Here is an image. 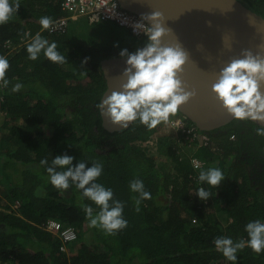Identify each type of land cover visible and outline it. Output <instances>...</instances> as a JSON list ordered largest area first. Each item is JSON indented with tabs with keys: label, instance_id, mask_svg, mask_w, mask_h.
<instances>
[{
	"label": "trees",
	"instance_id": "trees-1",
	"mask_svg": "<svg viewBox=\"0 0 264 264\" xmlns=\"http://www.w3.org/2000/svg\"><path fill=\"white\" fill-rule=\"evenodd\" d=\"M62 1L20 0L17 13L0 24V55L7 53V43L16 46L7 56L9 84L0 87V264H264V251L245 245L232 262L214 245L220 236L247 240L245 225L264 222V136L257 134L256 123L234 119L208 131L217 149L201 144L186 157L175 151L179 135L183 144L188 137L182 131L177 138L174 130L164 133L163 122L149 129L134 121L126 129L109 130L98 107L106 89L101 63L147 41L139 44L141 38L112 19L79 17L70 19L65 31L41 30L42 16L54 21L65 15ZM241 1L264 16V0ZM38 32L57 42L64 63L52 62L43 51L36 60L28 58L27 45ZM16 83L23 87L13 92ZM155 132L160 134L156 153L141 144ZM64 154L74 157L73 165L81 160L86 167L103 164L96 182L112 188L113 198L124 202L125 228L113 235L90 226L83 205H91L93 215L99 206L82 198L83 190L71 180L66 190L49 182L46 167ZM157 155L173 160L174 169ZM45 157L44 166L40 161ZM194 157L206 169L216 162L214 167L224 173L217 187L199 181L190 162ZM54 167L63 171L67 166ZM137 178L151 193L139 211L132 198L138 194L129 187ZM200 184L211 193L206 201L195 194ZM50 217L78 231L77 242L66 251L43 225ZM221 217L228 218L227 225ZM87 228L92 244L85 238Z\"/></svg>",
	"mask_w": 264,
	"mask_h": 264
},
{
	"label": "clouds",
	"instance_id": "clouds-1",
	"mask_svg": "<svg viewBox=\"0 0 264 264\" xmlns=\"http://www.w3.org/2000/svg\"><path fill=\"white\" fill-rule=\"evenodd\" d=\"M19 6L20 0H0V24L8 22L12 14L17 13ZM146 18L154 21V23L151 25L138 23L136 25V27L142 28L147 35L145 46L131 53L126 48L120 52L122 57L127 56V67L123 73L126 82L122 84L120 91L113 90L110 95H107L98 104V107L110 119L112 124L119 125L121 128L127 127L130 122L138 121L151 129L163 122L164 133L172 130L183 132L182 129H176L168 125L170 119L177 117L183 118L188 127L194 124L187 123L189 119L180 112L172 115L192 95V93L184 90L182 81L177 77V73L186 62L187 53L179 45H162L161 38L166 29L159 22L160 12H153ZM39 23L42 26L41 30H44L49 29L53 21L51 17L42 16ZM7 44L5 45L7 53L0 55V87H7L9 84V80L6 78V70L10 67L7 56L16 49L14 45L15 49L10 50ZM42 51L44 56L52 62L64 63L66 61V57L57 49V42L52 41L50 43L38 32L31 43L27 45L28 58L36 60ZM261 82H264V56L246 52L242 58L233 59L221 69L219 76L212 85V90L222 106L235 119H251L264 122V93L260 91ZM22 87L21 83H16L11 90L15 92ZM194 126L196 127L195 124ZM196 129L199 131L200 136L196 139L188 138L189 143L205 145L201 135L207 133L210 141L205 146L210 149L217 146L209 132L202 131L198 127ZM256 132L258 135L264 136V126L258 127ZM159 136L160 134L155 132L145 143L149 144L150 142L152 144L153 139ZM73 159V156L67 154L53 157L51 160L52 166L46 167L49 182L58 190H66L69 188L71 180L76 188L83 190L80 193L82 198L86 197L99 206V211L96 215H93L92 206L83 205L90 226L99 227L106 234L113 235L117 230L125 228L128 221L123 216L124 202L113 198L112 188L96 182V178L103 172V164L94 162L92 166L86 167V163L81 160L73 165ZM195 161L201 162V166L196 167ZM190 162L193 168L196 169L199 175L198 179L201 182L217 187L224 178L222 170L214 167L216 162H211L212 167L207 169L203 160L199 158H191ZM47 163L48 159L46 157L40 161V164L44 166ZM54 166L67 167L63 171H56ZM199 186L195 194L202 201H206L211 193L202 184ZM129 187L133 193L138 194L132 198L135 201L136 210L139 211L141 201L151 198V193L145 190L143 181L138 178L130 181ZM245 230L248 234L247 240L234 242L230 236L215 238L216 250L232 262L237 261V252L245 245L256 253L264 251V222L260 219L249 221L245 225Z\"/></svg>",
	"mask_w": 264,
	"mask_h": 264
},
{
	"label": "water",
	"instance_id": "water-1",
	"mask_svg": "<svg viewBox=\"0 0 264 264\" xmlns=\"http://www.w3.org/2000/svg\"><path fill=\"white\" fill-rule=\"evenodd\" d=\"M120 5L139 16L160 12L159 22L166 29L162 45H179L187 59L177 77L185 91L192 93L178 111L202 131H212L235 118L222 106L212 90L223 67L246 52L264 56V16L241 0H118ZM135 52V51H133ZM131 53V52H130ZM127 56H109L101 63L106 89L101 101L113 90L120 91L126 82L123 75ZM264 93V82L260 84ZM105 126L122 130L112 124L100 109ZM251 120V119H250ZM256 125L264 122L251 120Z\"/></svg>",
	"mask_w": 264,
	"mask_h": 264
},
{
	"label": "built area",
	"instance_id": "built-area-1",
	"mask_svg": "<svg viewBox=\"0 0 264 264\" xmlns=\"http://www.w3.org/2000/svg\"><path fill=\"white\" fill-rule=\"evenodd\" d=\"M61 8L65 12V15L53 21L52 25L49 27L50 31H65L70 19L76 20L79 17H87L90 22L112 19L117 22L120 27L131 29L136 36L142 38L147 37L143 29L136 27V25L138 23L149 25V23L141 16L121 7L118 0H63ZM7 47H9L10 50L15 49V46L10 43L7 44ZM168 126L182 129L188 138L196 139L200 136L199 131L194 125L188 127L186 121L180 117L170 119ZM201 138L203 144H209L210 137L207 133H203ZM194 164L196 167L201 166V162L199 161H195ZM43 224L45 229L54 233L61 239V251H66L67 248L78 239V231L76 228L71 225H65L58 219L49 218Z\"/></svg>",
	"mask_w": 264,
	"mask_h": 264
},
{
	"label": "rangeland",
	"instance_id": "rangeland-1",
	"mask_svg": "<svg viewBox=\"0 0 264 264\" xmlns=\"http://www.w3.org/2000/svg\"><path fill=\"white\" fill-rule=\"evenodd\" d=\"M113 27H115V26H113ZM142 40H138V42H139V44H142V43H144L145 41H147V37H144V38H141ZM40 88H42V89H44L45 87L41 84V86H40ZM3 121H4V118L3 117H1L0 116V125L3 123ZM177 132H174V136L177 138ZM179 139H178V141H179V147H177V150L175 151V154H179V155H181L182 157H186V156H188V155H191V154H195L197 151H198V149H199V144L198 143H196V144H191V143H185V144H183V140H184V137H182V136H180L179 135ZM157 139V138H156ZM156 139H153V143L151 144L150 142H149V144H146V143H141L144 147H146V148H148L149 150H152V152H155V150L156 149H154L155 148V145H157V142H156ZM215 143V142H214ZM213 143V144H214ZM197 144H198V146H197ZM153 145V146H152ZM218 146V145H217ZM217 146H214L213 147V149L212 150H216L217 149ZM154 147V148H153ZM156 153V152H155ZM157 156H162V157H160V159H162L161 161H164L165 163H167L170 167H172L173 169H174V161L173 160H170L169 162H168V159H166V157L164 156V155H157ZM166 156H168V155H166ZM170 156V155H169ZM163 157H165V158H163ZM168 165H167V167H168ZM221 221H222V223L224 224V225H227V223H228V218H226V217H221ZM88 230V232H87V234H85V238H87V237H90V235H91V233H92V231H91V229L90 228H87ZM87 241H88V243H91V240H89L88 238H87ZM77 242V241H76ZM92 244V243H91Z\"/></svg>",
	"mask_w": 264,
	"mask_h": 264
},
{
	"label": "flooded vegetation",
	"instance_id": "flooded-vegetation-1",
	"mask_svg": "<svg viewBox=\"0 0 264 264\" xmlns=\"http://www.w3.org/2000/svg\"><path fill=\"white\" fill-rule=\"evenodd\" d=\"M257 127H259V125H255V126H254V128H256V129H257ZM223 130H224V129H223Z\"/></svg>",
	"mask_w": 264,
	"mask_h": 264
},
{
	"label": "bare ground",
	"instance_id": "bare-ground-1",
	"mask_svg": "<svg viewBox=\"0 0 264 264\" xmlns=\"http://www.w3.org/2000/svg\"><path fill=\"white\" fill-rule=\"evenodd\" d=\"M138 38H142V37H138Z\"/></svg>",
	"mask_w": 264,
	"mask_h": 264
}]
</instances>
